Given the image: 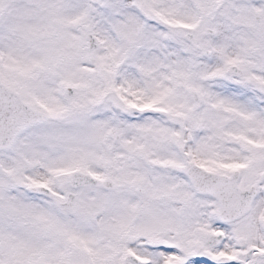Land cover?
Segmentation results:
<instances>
[{"label": "snow or ice", "instance_id": "1", "mask_svg": "<svg viewBox=\"0 0 264 264\" xmlns=\"http://www.w3.org/2000/svg\"><path fill=\"white\" fill-rule=\"evenodd\" d=\"M0 264H264V0H0Z\"/></svg>", "mask_w": 264, "mask_h": 264}]
</instances>
